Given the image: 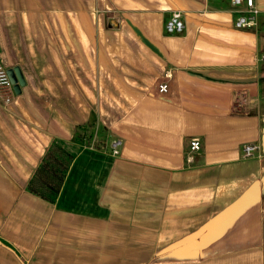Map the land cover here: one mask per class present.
Here are the masks:
<instances>
[{"label":"crops","instance_id":"crops-1","mask_svg":"<svg viewBox=\"0 0 264 264\" xmlns=\"http://www.w3.org/2000/svg\"><path fill=\"white\" fill-rule=\"evenodd\" d=\"M256 3L242 29L231 0H0L25 81L0 94V264H264ZM55 144L72 161L50 203L25 187Z\"/></svg>","mask_w":264,"mask_h":264},{"label":"built area","instance_id":"built-area-1","mask_svg":"<svg viewBox=\"0 0 264 264\" xmlns=\"http://www.w3.org/2000/svg\"><path fill=\"white\" fill-rule=\"evenodd\" d=\"M231 3L235 7L234 11L237 13L235 20V26L237 28L245 29L257 27L261 9L256 3V0H231ZM165 29L170 34L180 33L185 29V20L181 10H173L171 17L165 24ZM13 86L14 84L10 78L8 68L0 60V94L3 96L6 103H10L12 100V92L14 91ZM167 89V84L160 85V91H167ZM122 144V139L113 140V155L120 153V146ZM200 148L201 142L199 140L195 139L191 142L192 150H199ZM243 148L246 157H262L264 155L262 144L248 143L245 144Z\"/></svg>","mask_w":264,"mask_h":264},{"label":"trees","instance_id":"trees-1","mask_svg":"<svg viewBox=\"0 0 264 264\" xmlns=\"http://www.w3.org/2000/svg\"><path fill=\"white\" fill-rule=\"evenodd\" d=\"M72 156L58 145H52L42 158L27 186V191L46 200L55 202L65 180Z\"/></svg>","mask_w":264,"mask_h":264},{"label":"water","instance_id":"water-1","mask_svg":"<svg viewBox=\"0 0 264 264\" xmlns=\"http://www.w3.org/2000/svg\"><path fill=\"white\" fill-rule=\"evenodd\" d=\"M8 72H9L10 78L14 84L15 90L17 92H19L20 86L25 83L24 77L20 71V68L18 66L14 67L12 69H9ZM263 144H264V136H263Z\"/></svg>","mask_w":264,"mask_h":264},{"label":"rangeland","instance_id":"rangeland-1","mask_svg":"<svg viewBox=\"0 0 264 264\" xmlns=\"http://www.w3.org/2000/svg\"><path fill=\"white\" fill-rule=\"evenodd\" d=\"M262 35L264 36V32L262 33Z\"/></svg>","mask_w":264,"mask_h":264}]
</instances>
